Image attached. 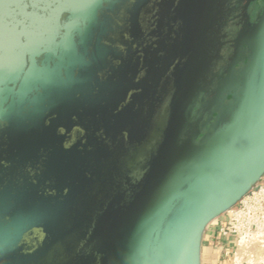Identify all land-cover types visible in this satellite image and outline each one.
Returning a JSON list of instances; mask_svg holds the SVG:
<instances>
[{"label":"water","instance_id":"water-1","mask_svg":"<svg viewBox=\"0 0 264 264\" xmlns=\"http://www.w3.org/2000/svg\"><path fill=\"white\" fill-rule=\"evenodd\" d=\"M28 1L0 0V264H202L208 225L264 176V33L216 88L207 67L162 103L86 83L81 102L67 84L53 100V77L26 65L37 33L56 26L67 69L71 31L98 11Z\"/></svg>","mask_w":264,"mask_h":264},{"label":"flooded vegetation","instance_id":"flooded-vegetation-1","mask_svg":"<svg viewBox=\"0 0 264 264\" xmlns=\"http://www.w3.org/2000/svg\"><path fill=\"white\" fill-rule=\"evenodd\" d=\"M168 1L174 8L167 9L166 0H90L100 11L96 25L87 32L80 26L69 36L72 60L79 63L67 69L61 64L63 38H57L52 24L44 36L36 32L39 45L33 49L42 54L26 65L41 71L42 77H53L48 89L53 100L65 94L67 84L81 102L86 90L79 95L75 91L86 83L96 96L100 90L108 94L115 85L122 98L140 106L153 97L161 103L170 101L172 89L180 91L207 67L212 70L206 77L212 88L219 86L229 69L235 75L243 71L254 50L251 41L264 33V0ZM172 22L179 25L173 29ZM155 23L168 27L154 29ZM41 84L35 85L28 98L45 94Z\"/></svg>","mask_w":264,"mask_h":264},{"label":"built area","instance_id":"built-area-1","mask_svg":"<svg viewBox=\"0 0 264 264\" xmlns=\"http://www.w3.org/2000/svg\"><path fill=\"white\" fill-rule=\"evenodd\" d=\"M203 244L216 252L218 264H264V176L208 225Z\"/></svg>","mask_w":264,"mask_h":264},{"label":"crops","instance_id":"crops-1","mask_svg":"<svg viewBox=\"0 0 264 264\" xmlns=\"http://www.w3.org/2000/svg\"><path fill=\"white\" fill-rule=\"evenodd\" d=\"M216 252L208 244H203L202 248V264H218L216 260Z\"/></svg>","mask_w":264,"mask_h":264},{"label":"rangeland","instance_id":"rangeland-1","mask_svg":"<svg viewBox=\"0 0 264 264\" xmlns=\"http://www.w3.org/2000/svg\"><path fill=\"white\" fill-rule=\"evenodd\" d=\"M174 1V0H173ZM166 7H167V9H171V8H174V6L175 5H173L174 3L172 2V4L170 3V1H168L167 2V0H166ZM173 5V6H172ZM172 6V7H171ZM99 13H100V11H98V15H99ZM97 17V16H96ZM99 19V16H98V18L97 19H95V20H91L90 22H89V24L90 25H92L93 27L96 25V22H97V20ZM161 23V22H160ZM160 24L159 23H155V25H153V28L154 29H158V26H159ZM177 25H179V23H172V28L173 29H175L176 27H177ZM92 28V27H91ZM178 30H179V28H178ZM228 99H230V97H228ZM236 98H233V100H235ZM208 119L210 120V118L208 117ZM209 129L210 128H208L207 130H203V135H208V132L210 133L211 131H209Z\"/></svg>","mask_w":264,"mask_h":264}]
</instances>
